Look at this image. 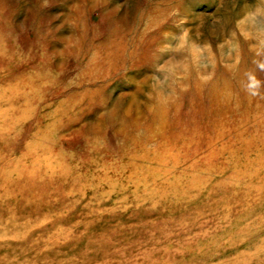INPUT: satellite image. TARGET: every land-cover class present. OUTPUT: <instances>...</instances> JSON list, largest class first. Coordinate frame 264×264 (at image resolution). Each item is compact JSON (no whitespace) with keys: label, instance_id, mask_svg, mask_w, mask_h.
<instances>
[{"label":"rangeland","instance_id":"374dc122","mask_svg":"<svg viewBox=\"0 0 264 264\" xmlns=\"http://www.w3.org/2000/svg\"><path fill=\"white\" fill-rule=\"evenodd\" d=\"M18 77L49 92L0 91V264H264V0H0Z\"/></svg>","mask_w":264,"mask_h":264},{"label":"bare ground","instance_id":"6f19581e","mask_svg":"<svg viewBox=\"0 0 264 264\" xmlns=\"http://www.w3.org/2000/svg\"><path fill=\"white\" fill-rule=\"evenodd\" d=\"M86 65H87V68L90 70H87L88 71L87 73H80V75H82L83 79L81 80L80 83L73 84L74 87L72 86V88H70V90H68L69 93H68V95L65 96V98H60L61 94H57L59 91L52 95V96H54V99L57 100V102H56L57 105L55 108H53V109L51 108L52 109L51 114H49L48 116L50 117L51 121H53L55 124L59 123V121H57V120L60 117H66L67 113L69 111L73 110V107L76 104H78L77 102H79L80 99H83V97H86V96L91 97L93 95V93L98 92L97 88L95 90H93V88H92L91 91L88 90L89 88L91 89L92 86L94 87V85H96V83H97L96 77H98V76L95 75V70H94L95 65L93 63L89 62ZM42 81H44V80H42V78H41V80H35V83L33 82L34 87L36 89H34L32 87V84H31L29 87L26 88V90H20L19 88H23V87H19L20 84L24 83L25 81H24V79L21 80L20 77H18V78L14 79V85L7 84L5 86H1L0 91H5V93H7V94H9V96H11V99H17V100H22V101L26 102L25 108L21 112V117L27 118L31 112V102H30L29 96L36 93V97H37L38 96L37 93H40L42 97L43 96L47 97L49 89L47 87H44L46 85H44V83ZM60 90H62V88ZM48 107H51V105H48ZM40 117L42 118L41 115H40ZM137 117H139V116L137 115ZM41 118H39L38 123H39ZM112 119H113V115H112V118L110 120H112ZM17 123L19 124L20 122H17ZM52 126L53 125H51V127ZM7 128L10 129L9 127H7ZM49 128L50 127H46L44 129V133L48 131L47 136L51 135V129L49 130ZM10 130H12V129H10ZM10 130H8V132ZM20 130L18 129L19 133H20ZM4 132H5V130H4ZM32 139L35 140L33 146L36 148L37 152H38V150L41 151L40 148L42 147L41 144H43V142H41L40 145L37 144L36 141L39 140L38 136H34ZM38 142H40V141H38ZM26 152L29 153L32 151L26 149ZM42 157L43 156L39 155L38 158L41 159ZM43 159H45V158L43 157ZM15 169L16 170L19 169L18 170L19 172L25 171V169L23 167H15ZM42 170H43L42 163L35 160L33 168L29 171V173H27L29 176V179L33 180L34 176ZM53 170H54V165H48V172H50L51 176L53 175L52 177H54V175H55Z\"/></svg>","mask_w":264,"mask_h":264}]
</instances>
